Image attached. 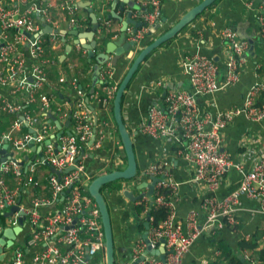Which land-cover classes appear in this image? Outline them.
<instances>
[{
  "label": "crops",
  "instance_id": "1",
  "mask_svg": "<svg viewBox=\"0 0 264 264\" xmlns=\"http://www.w3.org/2000/svg\"><path fill=\"white\" fill-rule=\"evenodd\" d=\"M71 1L76 7L75 22L70 21L66 9L62 8L63 0H29V4H33L36 10L48 9L49 20L45 24H49L52 29L56 30L55 32L42 33L44 37H49L50 34L55 35L57 41L55 44H49L46 48V52L52 55L51 57L55 59V62L46 66L47 83L39 91L55 94L57 90H60L61 95L54 97L60 103L65 100L63 97L68 96L76 99L77 93L70 85L73 78H77V76L80 79L83 78L84 86H88L89 89L92 86V70L95 59H92L91 67L87 69L90 58L86 47L92 46L94 54H96L105 52L108 45L111 44V47L108 48L111 50L107 53V59L102 64L97 81L94 83V90L98 86L100 87L101 71L111 70L113 80L120 81L139 49L172 26L189 8L199 2V0H160V13L157 18V22L160 23L159 27L154 31L149 29L138 46H131L120 55H115L112 50L114 47L117 46L120 49L124 42H129L127 36H125L124 41L119 39L123 22L125 23L129 19L127 26L134 27L135 23L141 21V17L136 11L140 9L141 3L145 0ZM260 1L215 0L174 37L150 52L133 74L122 97L121 113L133 142L138 172L131 179L117 180L118 188L106 186L101 190L110 213L115 257L117 259L128 260L131 258L132 245L138 239H144L142 234L145 230L144 222L146 220V213L143 210L139 213L136 212L135 205L139 199L128 200L122 195V189H131L134 194L146 192L145 186L137 188V185L144 184V181H150L151 175L146 172V169L153 162L164 160L169 164L171 179L176 183L178 197L175 210L177 216L183 219L191 209H195L197 210L199 226L204 224L206 214L201 209V204L210 192L204 185L196 184L191 180L193 167L177 151L184 144V141L181 139L175 141L172 138H155L142 132L139 129V124L141 121L147 120L146 115L150 106L164 107L163 97L168 90L190 88L184 61L186 56L194 52L212 56L220 67L218 81L221 86L211 94L197 95V105L212 114L220 110L242 106L248 87L256 82H264V41L260 37L259 26L255 18ZM89 7L92 8L99 23L93 36L90 34ZM36 12H34V18L37 20L39 17ZM104 19H110L111 22L108 28L103 29L102 22ZM226 25L231 26L238 38L246 39L249 43L248 49L243 53L245 61L240 68V77L236 82L230 84H224V61L228 53V46L221 35V31ZM117 42L120 43L115 44ZM22 45L23 48H28V41ZM57 60H66V67H61L59 63H56ZM31 65L29 58V81L31 79ZM61 72L62 76L60 75ZM79 88L81 89L80 86ZM81 92L87 102L83 90ZM0 94L7 99L14 98V95L5 87L0 86ZM96 95L98 93L94 95V100L90 104L87 102L91 110L92 129L95 128L94 138L91 140L92 135L89 137L87 145L82 147L77 157L84 168L83 181L86 186L93 177L123 168L126 165L123 145L113 118L112 100L103 105L101 99L97 100ZM259 98H262L263 103L264 94L257 97L256 106L262 105V103L258 104ZM49 112L55 114L59 125L55 124L47 115V120L54 126L47 140L56 144L58 139L56 133L68 132L71 122L66 126L68 115L63 116L54 107ZM13 119L11 113H6L0 109V134L5 133L10 128ZM22 125V129L15 132L16 135L28 130L30 132V126L28 128L25 122ZM100 129L103 131L104 137L100 145L96 147L95 141ZM175 135L179 137L178 129H176ZM263 139L264 118L253 119L248 117L245 112H238L233 115L232 120L222 131L221 147L229 153L233 163L240 164L243 170H247L259 158ZM38 145L35 144V147ZM38 150V148L33 150L29 146L26 151L15 155L19 161H26L24 160L26 156L31 160L35 154H38ZM5 152V154H0V160L3 156L12 154V149L9 147ZM51 171V167H39L34 176L39 184L37 186L28 184L20 190V205L28 207L33 196L50 198L45 177ZM3 177L8 186L20 188V184L17 183L11 173H6ZM240 177V169L229 167L224 173L216 194L224 196L236 188ZM62 203L63 199L57 197L46 207H43L42 211H54L59 209ZM235 215L237 223L233 226L224 224L220 229H204L192 242L184 255L182 264H228V258H223L227 253L230 254L229 257L232 254L237 255L245 264H264V212L260 210V203L247 196H241ZM140 222L143 223V228L139 226ZM30 233L31 228L25 222L23 228L16 233L17 240L13 241L10 246L3 247V257L0 258V264L11 261L13 249L16 246L22 248L24 260H29L34 252L43 247L44 241L34 246H29L24 242ZM252 237H256L257 242V246L253 250L239 247L241 240H248ZM160 247L154 249H160ZM147 254L157 255L151 252ZM96 263L93 258H87L83 264Z\"/></svg>",
  "mask_w": 264,
  "mask_h": 264
},
{
  "label": "built area",
  "instance_id": "2",
  "mask_svg": "<svg viewBox=\"0 0 264 264\" xmlns=\"http://www.w3.org/2000/svg\"><path fill=\"white\" fill-rule=\"evenodd\" d=\"M141 5L136 12L140 15L142 24L137 28H125L127 39L133 46L140 44L150 27L157 22L160 13V0H145ZM61 6L69 14L70 21L75 22L76 7L72 1L63 0ZM34 12L37 13L38 20L34 18ZM255 18L260 37L264 41V0L260 1ZM48 20V9L36 10L33 4H29V0H0V86L14 95V98L7 99L0 94V109L14 114L10 128L0 134V146L6 141L12 149V154L0 163V233L4 228L16 225L18 211H22L26 214L25 222L31 228L30 237L24 242L34 246L44 241L43 247L34 252L29 260H24L20 246L14 247L11 261L6 264H83L88 256L96 264H103L104 235L99 210L87 192L83 181L84 168L77 160L82 147L87 145L93 133L91 110L83 98L77 78L70 81L77 93L74 104H70L68 100L57 102L51 92L39 91L47 83L46 66L55 62L52 55L46 52V47L55 44L57 38L53 34L44 37L41 32V22L47 23ZM110 22V19H104L103 29L108 28ZM27 33L32 36H27ZM221 35L228 46L224 61V84H230L240 77V68L245 61L243 53L248 49L249 43L246 39L238 38L228 25L222 29ZM26 41L28 48L25 49L22 43ZM29 58L32 63L30 81ZM184 67L190 88L168 90L163 97L164 107L150 106L147 120L140 122L139 129L155 138L184 141L177 151L193 167L191 180L204 185L210 192L201 204L206 220L199 226L195 209H191L183 219L177 216L175 204L178 196L169 164L164 160L153 162L146 172L151 176H161L162 179H158L154 185L152 206L164 205L167 208L166 216L158 224L149 226L147 241H135L131 247L130 259L115 258L114 264H182L192 242L204 229H220L224 224L233 226L237 223L235 213L241 196L257 200L260 210L264 212V139L259 158L247 170H243L242 165L233 163L229 153L221 147L222 131L233 115L245 112L253 119L264 118V102L256 106L257 97L264 91V82H256L248 87L241 107L212 114L197 105L196 96L211 94L221 86L218 81L219 64L212 56L194 52L186 56ZM112 74L111 70H104L100 75L101 81L112 77ZM60 75L62 76V72ZM118 81L105 86L107 97L101 99L103 105L113 99L120 82ZM96 98L99 100L98 95ZM53 105L63 116L70 114L71 120L69 133L62 131L56 144L47 140L54 128L47 120V112ZM23 122L32 131L16 135L15 132L22 129ZM176 129L179 130V137L175 135ZM103 137L104 133L100 129L95 141L96 147ZM31 139L41 147L25 170L15 154L26 151ZM40 166L57 170L68 167L71 169L61 172L59 177L53 171L47 173L45 179L50 198L33 196L29 206L24 207L18 202L20 190L28 184H39L34 176ZM229 167L241 170L240 181L236 188L224 196H218L216 192ZM6 173L13 175L20 188L7 185L3 177ZM57 197H62V206L54 211L43 212L42 208ZM142 199L145 203L143 211L146 213L150 207L149 199ZM15 204L18 205V210L11 216L4 215ZM147 245L152 249L163 247L164 260L158 255L147 254L148 252L139 260Z\"/></svg>",
  "mask_w": 264,
  "mask_h": 264
},
{
  "label": "water",
  "instance_id": "3",
  "mask_svg": "<svg viewBox=\"0 0 264 264\" xmlns=\"http://www.w3.org/2000/svg\"><path fill=\"white\" fill-rule=\"evenodd\" d=\"M215 0H199L195 5H193L191 8H189L172 26L167 28L165 31H163L161 34L153 38L151 41L148 43L144 44L137 54L134 56L132 59L129 67L127 68L126 72L124 73L123 77L121 78L117 89L114 93L113 99H112V112H113V118L115 120L116 126H117V131L120 136V140L123 145L124 153H125V158H126V165L123 168L120 169H115L111 170L108 172L101 173L95 177L92 178V180L89 182L87 186L88 193L90 196L93 198L95 201L98 210H99V216H100V222L102 225L103 229V235H104V264H114L115 263V250H114V241H113V232H112V224H111V218H110V213L109 209L106 203V200L104 198V195L101 191V187L106 184L113 182L115 180H128L133 178L134 176L137 175V162L134 154V149H133V142L130 137V133L128 129L126 128L122 113H121V101L123 94L133 76L135 71L137 70L138 66L140 63L147 57V55L150 54L156 47H158L160 44L164 43L165 41L171 39L174 37L185 25H187L189 22H191L197 15H199L206 7H208L212 2ZM133 3V2H132ZM131 4V2H130ZM134 5V4H133ZM135 7H137L135 5ZM88 10L90 11V18H91V28H90V34L93 36L99 23L97 21V17L92 11V8L89 7ZM130 14V13H129ZM129 19L126 20V22L122 24L121 29H120V35L119 39L120 40H125V28L127 27ZM142 24V21H138L137 23L134 24V28L139 27ZM160 25L159 22H156L153 24V26L150 27L151 31H154L156 28H158ZM41 27H42V33H50V32H55V29H52L49 24H45L44 22H41ZM27 36H32L30 33L26 34ZM129 41V40H128ZM120 42H117L115 44H118ZM95 44V42H94ZM94 46V45H93ZM131 46H133L132 42H124V45L119 49L114 47L112 50L115 55H120L127 49H129ZM111 47V44L108 45V48ZM252 45L250 46V48ZM87 48V54L88 57L94 58L95 62L93 65V70H92V86L89 89V92L92 93L94 91V83L97 81V78L100 73V69L102 64L106 61L107 59V53L111 50L108 49L105 52H99L94 54L93 47L88 46ZM216 60V59H215ZM47 115L54 121L55 124L59 125L58 120L55 117L54 113L48 112ZM70 123V114L67 117L66 120V126ZM92 137L91 140L94 138L95 134V128L92 129ZM30 131L32 129L30 128ZM69 133V131H68ZM61 134V131L56 133V137L59 138ZM90 140V143H91ZM46 143V141H44ZM28 146H31V148L34 149H40L41 145H38L35 147L34 141L31 139L28 143ZM9 143L5 142L2 144V147L0 148V154H5L7 148H9ZM11 155V154H10ZM39 155L41 153L39 152ZM9 156V155H8ZM6 159V156H3L1 158L0 163L3 162ZM14 159V158H12ZM26 161H19L20 164L23 165V168L26 170L28 164L30 163V159L26 158L24 159ZM52 171L59 177L61 172L63 171H68L71 169V167H68L64 170H57L53 167H51ZM158 179H162V177L158 176H151L150 181H144V184H138L137 188H141L142 186H145L147 188L146 192H139L138 194H134L133 190L128 189V188H123L122 189V195L127 198L130 201H135L136 199H141L142 197H147L149 199V205H152V195H153V190H154V185ZM62 198V197H61ZM20 201V198L18 199V202ZM17 202V204H18ZM12 205L10 206L8 211L4 212V215L11 216V214L14 211L18 210V205ZM19 215L17 218V224L11 227H7L3 229L1 235H0V258L3 257L2 250L3 247H8L10 246L13 241L17 240L16 238V233L19 232L23 226L25 225V220H26V214L22 211H18ZM145 230L142 234L143 238L145 241H147V231L149 228V214H146V220L144 222ZM7 239V240H6ZM163 241V240H161ZM151 252V253H156L161 260H164V253H163V247H160V249H152L147 245V247L144 250V253ZM144 257L143 255H140V259ZM90 258V256H88ZM136 263V262H135Z\"/></svg>",
  "mask_w": 264,
  "mask_h": 264
},
{
  "label": "trees",
  "instance_id": "4",
  "mask_svg": "<svg viewBox=\"0 0 264 264\" xmlns=\"http://www.w3.org/2000/svg\"><path fill=\"white\" fill-rule=\"evenodd\" d=\"M145 9H148V7L145 6ZM38 20V19H37ZM48 48V45L47 47ZM93 58L90 59V61L88 62V67L87 69H89L91 67V61ZM56 63H59L61 65V67L65 68L66 65H67V62L66 60H61V61H58ZM86 71V70H85ZM101 74H102V71H101ZM101 79V78H100ZM85 81L83 80V78H79L77 76V83L78 85L81 87V90H83V94H84V97L87 98V102H89V104L94 100V95L96 93H98V97L99 99H102V98H105L107 97V92H106V88L105 86H108V85H111L114 80L112 77H106L103 79V81L100 80V87L98 86L92 93L89 92V87L88 86H84ZM45 86V85H44ZM43 86V87H44ZM53 94V93H52ZM264 94V91H262L260 93V95L262 96ZM61 95V91L60 90H57L55 94H53V96H57L59 97ZM259 95V97H260ZM65 98V100H68L70 102V104H74V99L72 98H69L68 96L67 97H63ZM62 98V99H63ZM262 103V98L260 99L259 98V103L260 104ZM5 112V111H4ZM7 113V112H6ZM12 117H14V114H11ZM71 122V120H70ZM117 180L113 181V182H110V183H106L104 184L102 187H101V190L102 188L106 187V186H109V188H118V184L116 182ZM88 192V191H87ZM89 194V193H88ZM144 206H145V203H144V200L141 198L138 200V203L135 205L136 207V212L139 213V211L142 212V210L144 209ZM149 214V217H150V220H149V225H156L158 224V222L160 220H162L165 216H166V213H167V208L164 206V205H160V206H155V205H150V207L148 208L146 214ZM139 226L141 228H143V223L140 222L139 223ZM29 236V235H28ZM257 246V242H256V237H252L248 240H241L239 242V247L242 249V248H247L249 250H253L255 247ZM229 253L226 254V256H223V258H228V261L227 263L228 264H245L243 261H241V259L235 255V254H232L230 257H229ZM116 258V257H115Z\"/></svg>",
  "mask_w": 264,
  "mask_h": 264
},
{
  "label": "rangeland",
  "instance_id": "5",
  "mask_svg": "<svg viewBox=\"0 0 264 264\" xmlns=\"http://www.w3.org/2000/svg\"><path fill=\"white\" fill-rule=\"evenodd\" d=\"M53 107L55 108V106L53 105Z\"/></svg>",
  "mask_w": 264,
  "mask_h": 264
}]
</instances>
